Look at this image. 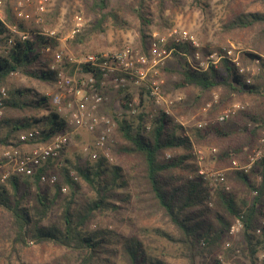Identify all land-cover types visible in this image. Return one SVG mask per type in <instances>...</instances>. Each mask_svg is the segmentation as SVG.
I'll list each match as a JSON object with an SVG mask.
<instances>
[{
	"label": "trees",
	"instance_id": "1",
	"mask_svg": "<svg viewBox=\"0 0 264 264\" xmlns=\"http://www.w3.org/2000/svg\"><path fill=\"white\" fill-rule=\"evenodd\" d=\"M106 2L98 0L100 10ZM143 3L139 0L134 13L139 22L140 47L147 51L151 20L143 12ZM229 25L231 29L257 27L253 46L264 52V12L239 13ZM10 27L28 32L29 37L21 40ZM57 45L56 38L27 28L9 11L0 19V89L5 90L0 105L3 148L12 146L27 152L67 129L68 115L59 113L48 96L33 87L7 82L12 74L19 73L54 87L56 71L50 70V64ZM174 50V56L190 52L185 44L175 45ZM181 69L178 87L195 86L205 92L224 87L230 92L228 100L234 93L264 98V75L255 76L247 84L228 59L204 71L186 64ZM116 92L124 112L130 110L133 94L122 88ZM143 94L144 89L139 92L135 115L126 117L125 113L116 119V133L121 140L117 153L128 158L126 169L103 156L72 164L63 159L69 141L58 157L49 159L33 176L11 172L5 183L0 182V210L5 214L0 242L7 245L9 257L21 260L22 251L33 244L66 251L72 260L64 264H105L112 257L118 264H222L218 254L225 240L231 239L228 232L237 219L242 225L241 237L225 251L227 259L231 263H242V258L248 264H264L258 259L264 254V158L247 171L225 173L224 183L212 188L199 176L188 178L197 171L192 163V144L208 136L231 141L217 158L221 164H230L238 155L245 156L260 138L264 140V112L246 109L233 120L234 127H193L190 141L185 130L164 111L149 120ZM34 128L41 131L39 138L26 144L18 141L20 134ZM235 136L240 139L234 143ZM180 148L181 154L163 158L165 152ZM71 171L75 176H70ZM42 173L61 175L68 192L61 193L58 181L52 186L41 185ZM122 210L128 214V231H118L99 221Z\"/></svg>",
	"mask_w": 264,
	"mask_h": 264
},
{
	"label": "rangeland",
	"instance_id": "2",
	"mask_svg": "<svg viewBox=\"0 0 264 264\" xmlns=\"http://www.w3.org/2000/svg\"><path fill=\"white\" fill-rule=\"evenodd\" d=\"M97 2L98 0H48L44 12L39 13L36 9V0H2L0 19L3 20L9 11L15 21L23 22L27 28L35 29L38 33L44 29L55 30V38L58 41L57 51L63 52L64 55L111 51L125 46L130 47L134 52L147 55L148 49L143 51L140 47L139 22L134 13V10L138 8L139 0H107L102 10L98 7ZM20 11L28 14L29 18L19 17ZM255 11L264 12V0H144L143 12L151 20L147 32L150 37L149 43L153 39L162 37L166 39V42L160 45V49L165 50L167 55L157 68L158 79L162 82V98L159 103H155L145 90L146 83H142L141 86L129 84L128 91L133 94L131 101L135 109V113L132 114L131 108L124 112L116 90L108 89L107 100L100 109L101 113L115 122L116 119H121L125 113L126 117L135 115L137 113L136 106L139 104V92L144 89L143 99L150 117L149 120L159 111H164L185 130L190 141L192 136L189 131L193 127L203 128L207 125L225 126L227 124L234 127L232 126L235 125L233 120L246 109H255L263 113L264 98L231 93L233 95L228 100L230 92L224 87L205 92L200 91L195 86H177L181 79L180 74L183 65L186 64L199 71H204L209 66L219 67L224 59H218L214 54L219 55L226 50H231L232 55L238 54L240 62L245 66H249L252 60L246 53L256 54L264 59V52L253 46L257 27L251 29H231L229 27V23L233 21L235 15ZM76 16L81 17L83 21L78 30H76L74 23ZM10 29L16 34L22 33L17 32L15 27H10ZM174 29L187 31L195 45L192 44L191 40L179 44L172 43L169 33ZM23 33L29 37L28 32ZM182 44L189 45L190 52H178V55L174 56V46ZM150 78L151 72H148L145 81L149 82ZM7 82L17 86L33 87L45 95L55 90L54 87L46 83L28 80L19 73L12 74ZM228 110L234 111V114L226 122H218L217 118ZM116 127L110 132L105 145L96 152L98 157L103 156L109 163L126 169L128 158L121 157L117 153L121 140L116 133ZM96 135L97 133H90L85 129H79L71 134L70 144L63 159H69L72 164H84L90 157L84 149H92ZM239 139L235 136L234 141H232L235 143ZM228 143L232 144L231 141L226 142L208 136L205 140L192 144V163L196 165L197 171L190 173L188 178H195L198 176V171L202 170L208 174L209 182L206 181L207 185L210 188L216 186L218 183L214 180L213 173L221 172L225 175V173L234 170L232 162L221 164L217 160L219 153L228 147ZM0 148L3 147L0 146ZM182 152L183 149L181 148L169 150L164 153L163 158L167 159L173 154L178 155ZM257 153H260L262 157L264 156V140L262 138L254 144V147L245 156L238 155L234 161L238 165H245L249 162V157ZM63 159L59 163L61 167L64 165ZM5 172L8 175L13 172L12 165L0 160V175L2 176ZM69 174L71 177L75 176L74 171ZM57 181L61 185V193L66 194L68 187L64 184L61 175L57 177ZM1 183H5V181ZM228 189L230 190L229 185ZM81 191L86 192L84 188ZM88 194L90 195V193ZM4 218L5 214L0 210L1 233L3 232L2 222ZM127 220L128 214L122 210L99 221L108 227L123 232L122 230L128 231ZM239 223L241 225L240 221ZM236 224L237 219L231 226ZM241 229L242 225L233 234L228 232L231 239L225 240L223 251L218 254V259L221 260L222 264L233 263L227 259L225 251L230 246L237 244L241 237ZM226 243H229V246H226ZM0 245H2L0 246L2 248L0 249L2 250V252L0 251V264H64L70 260L66 255L67 252L58 247L33 244L25 248L21 253V260H17L13 256H8L7 245L3 246L1 242ZM258 259L261 261L260 258ZM117 261L116 258L112 257L110 262L105 264H118ZM241 261L242 263L235 262L233 264H248L242 258Z\"/></svg>",
	"mask_w": 264,
	"mask_h": 264
},
{
	"label": "built area",
	"instance_id": "3",
	"mask_svg": "<svg viewBox=\"0 0 264 264\" xmlns=\"http://www.w3.org/2000/svg\"><path fill=\"white\" fill-rule=\"evenodd\" d=\"M48 0H36V9L39 13L44 12L45 4ZM2 0H0V6ZM21 18H29L28 14L19 12ZM76 30L83 24L81 17L74 18ZM48 38H55V30L44 29L39 33ZM21 40L27 39L26 33H18ZM172 43L179 44L184 41L191 40L187 31L174 29L169 33ZM166 39H153L149 43L148 54L134 52L130 47L125 46L121 49L111 51H101L99 53H90L82 56L74 54L64 55L61 51L52 53V61L50 70L56 71V80L54 91L46 94L51 104L59 113L68 115L67 129L63 132L53 135L45 144H40L27 152H22L18 147L9 146L0 148V160L12 165L13 172L22 176H33L35 172L45 165L49 159L59 156L62 149L68 145L71 134L79 129H85L90 133H97L94 138L92 149L84 150L92 159L98 157L96 152L101 149L108 140L110 132L116 127V122L110 117L101 113L100 109L106 102V93L108 89H125L128 85L141 86L146 83L145 90L147 94L159 103L161 100L162 82L158 79L157 68L161 61L167 55L165 50L160 49V45L164 44ZM8 44H12V38L8 40ZM49 49H45L48 51ZM218 59H228L234 67L238 75L242 76L247 84H250L255 76L264 75V59L256 58L250 61L249 66H245L240 62L237 55H232L231 50H226L219 55L214 54ZM213 55V56H214ZM212 57V55H211ZM148 72H151L149 82H146ZM5 96L4 88L0 89V105L1 99ZM131 113H135L133 103L129 104ZM2 111L0 109V116ZM234 111L228 110L223 112L217 121L226 122ZM149 128V123H146ZM41 136L39 129H31L19 135L18 141L26 144ZM264 158L257 153L249 157V162L245 165H238L236 161H232L234 170L247 171L251 165L257 160ZM8 176L5 172L0 178V182H4ZM198 176L208 181V174L202 170L198 171ZM212 176L218 184L224 183V175L221 172L213 173ZM193 177H190L192 179ZM57 182V177L52 173H42L39 175V183L52 186ZM212 184V183H210ZM211 186V185H210ZM228 190V187H225ZM255 194V193H254ZM264 224V221H263ZM241 226L237 220V224L231 226L229 232L233 234ZM259 233V230H257ZM229 246V243H226ZM264 260V254L259 257Z\"/></svg>",
	"mask_w": 264,
	"mask_h": 264
}]
</instances>
